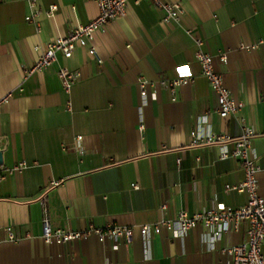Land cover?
<instances>
[{
  "label": "crops",
  "instance_id": "obj_1",
  "mask_svg": "<svg viewBox=\"0 0 264 264\" xmlns=\"http://www.w3.org/2000/svg\"><path fill=\"white\" fill-rule=\"evenodd\" d=\"M29 1L0 0V98L9 95L0 105V264H231L221 249L245 240L246 222L216 241L196 227L147 238L135 233L129 242L89 235L46 243L41 200L53 228L74 231L152 223L164 202L167 217L243 205L245 192L225 190L244 179L239 160H220L218 145H190L189 138L191 131L237 136L244 116L255 132L254 154L264 163V0H169L184 11L167 21L150 1L130 3L94 35L102 62L87 52L88 44L69 58L57 53L48 68L25 76L40 53L36 46L98 13L95 0H33L40 8L37 30L25 19ZM52 4L58 7L48 16ZM186 29L203 39L215 70L243 103L235 116L218 117ZM241 43L256 47L245 50ZM60 66L79 72L68 91L57 77ZM183 76L192 81L175 94L159 81ZM139 77L150 82L144 98ZM22 161V169H11ZM258 179L264 196V176ZM7 226L23 238L5 239Z\"/></svg>",
  "mask_w": 264,
  "mask_h": 264
},
{
  "label": "built area",
  "instance_id": "obj_2",
  "mask_svg": "<svg viewBox=\"0 0 264 264\" xmlns=\"http://www.w3.org/2000/svg\"><path fill=\"white\" fill-rule=\"evenodd\" d=\"M150 1L156 7L164 11L163 20H178L182 14L183 7L178 2H170L169 0H95L98 6L97 15L86 24H78L67 35H59L51 38L44 45L36 46L40 50L35 62L25 70V76L33 72L42 71L56 61L57 53H61L64 58L72 56L73 51L78 46L85 47L89 44L87 52L95 57L98 62L102 59L98 56L95 46L92 44L94 35L97 31L102 30L104 26L112 19L124 14L128 4L138 5L142 2ZM30 12L25 16L28 22H34L37 30L40 25L37 22V15L40 8L33 1H29ZM57 5L52 4L45 10L48 16H52L57 10ZM189 34L195 44V59L199 63L200 72L206 78L210 88L216 95L217 109L216 113L220 119L235 116L243 103L233 97L230 90L226 87L222 75L214 68L213 56L203 49V39L195 36L191 29L185 30ZM256 44H240V48L245 50H253ZM220 59L226 63V55L219 54ZM57 77L65 91L70 90L79 77V72L71 70L66 66H60L57 70ZM149 80L139 77L137 85L141 97H146ZM161 85L167 87L172 94H175L178 87L183 84L190 83L192 76H183L171 79H160ZM8 97L0 98V105L8 102ZM238 121L241 125L240 134L232 136L229 133L219 132L205 135H199L195 131L190 132V145H209L216 144L220 147L219 159L235 158L239 160L244 171V179L236 184H226L225 190H236L245 192L247 200L243 205L231 207H213L202 209L194 213L180 210L173 217H167L165 210L167 205L164 202L159 205L160 216L152 223L136 224V225H120L106 224L99 227L89 224L82 230H65L62 228H53L47 212L44 198L41 200L43 204L42 238L46 243H64L71 240L85 238L89 235H95L99 241L105 238H124L127 242L131 241L135 233L141 237L147 238L150 234H160L163 231L174 230L184 233L190 229L201 227L213 239L219 240L221 235L228 230H238L241 223L246 222V238L242 242L226 246L221 249L231 260V264H264V254H262V245H264V196L258 192L259 179L258 175L264 176V163L257 160L252 148V138L254 136L253 128L248 124L244 116H239ZM142 125L140 129H142ZM81 136H77L76 140H80ZM232 144V147H229ZM65 146L63 149L65 150ZM180 158L176 159V163L180 164ZM196 160H199L197 157ZM25 162H19L11 169H22ZM3 168L9 169L7 166ZM3 177V175H1ZM53 185L57 182L52 181ZM51 183V184H52ZM133 189H138L139 185L135 182L131 184ZM6 238L8 241L16 242L23 238L12 226L5 227ZM27 236V235H25ZM24 236V237H25Z\"/></svg>",
  "mask_w": 264,
  "mask_h": 264
},
{
  "label": "water",
  "instance_id": "obj_3",
  "mask_svg": "<svg viewBox=\"0 0 264 264\" xmlns=\"http://www.w3.org/2000/svg\"><path fill=\"white\" fill-rule=\"evenodd\" d=\"M3 159H2V152L0 151V165L2 164Z\"/></svg>",
  "mask_w": 264,
  "mask_h": 264
}]
</instances>
